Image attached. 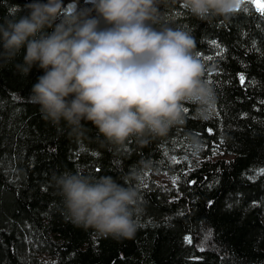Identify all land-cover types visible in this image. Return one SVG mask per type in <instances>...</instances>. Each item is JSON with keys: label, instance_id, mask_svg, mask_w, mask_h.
Returning <instances> with one entry per match:
<instances>
[{"label": "trees", "instance_id": "obj_1", "mask_svg": "<svg viewBox=\"0 0 264 264\" xmlns=\"http://www.w3.org/2000/svg\"><path fill=\"white\" fill-rule=\"evenodd\" d=\"M29 2L0 0V23ZM180 6L165 8L162 21L194 36L216 109L201 121L186 105V123L146 147L129 141L114 153L90 123L79 141L70 138L30 103L43 72L17 71L25 49L0 61V264H264V15L245 2L229 20L207 22ZM74 170L121 184L134 174L143 210L132 240H98L63 220L51 177Z\"/></svg>", "mask_w": 264, "mask_h": 264}, {"label": "clouds", "instance_id": "obj_2", "mask_svg": "<svg viewBox=\"0 0 264 264\" xmlns=\"http://www.w3.org/2000/svg\"><path fill=\"white\" fill-rule=\"evenodd\" d=\"M179 2L191 17L207 22L227 21L243 4ZM175 3L87 0L89 7L68 10L64 0H30L0 23V61L11 62L25 49L17 71L26 76L35 66L43 72L32 87L30 103L70 138L79 141L90 123L101 146L114 153H122L129 141L146 147L186 123V105L201 121L211 119L216 109V93L194 57V36L162 21L163 10ZM189 147L195 153L202 146L193 136ZM127 176L121 184L112 176L82 170L54 173L51 184L63 220L91 230L98 240H132L143 209L140 192Z\"/></svg>", "mask_w": 264, "mask_h": 264}, {"label": "snow or ice", "instance_id": "obj_3", "mask_svg": "<svg viewBox=\"0 0 264 264\" xmlns=\"http://www.w3.org/2000/svg\"><path fill=\"white\" fill-rule=\"evenodd\" d=\"M245 2H247V3H249L251 6H253L257 11H259V12L261 13V15H264V0H243V3H245ZM180 7L183 8L182 5H181ZM240 7H241V6H240ZM240 7L238 8V10L240 9ZM239 79H240V83H241V85H243V84L245 83V78H244V76L241 75V76L239 77ZM184 112H185L186 114L188 113V108H187V107L184 108ZM215 150H216V149H214V151H215ZM97 171H100V170L97 169ZM261 175H264V171L261 172ZM188 243H191V239H190V238L188 239Z\"/></svg>", "mask_w": 264, "mask_h": 264}]
</instances>
